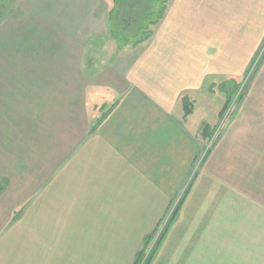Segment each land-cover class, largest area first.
Returning a JSON list of instances; mask_svg holds the SVG:
<instances>
[{
  "label": "crops",
  "instance_id": "obj_1",
  "mask_svg": "<svg viewBox=\"0 0 264 264\" xmlns=\"http://www.w3.org/2000/svg\"><path fill=\"white\" fill-rule=\"evenodd\" d=\"M109 6L12 0L0 22V264H135L181 201L150 264L230 263L264 216L263 152L249 174L237 119L213 143L210 89L247 74L264 0H168L125 54Z\"/></svg>",
  "mask_w": 264,
  "mask_h": 264
},
{
  "label": "rangeland",
  "instance_id": "obj_2",
  "mask_svg": "<svg viewBox=\"0 0 264 264\" xmlns=\"http://www.w3.org/2000/svg\"><path fill=\"white\" fill-rule=\"evenodd\" d=\"M216 81L217 84L212 85L213 87L210 89L214 90V92L211 91L209 97L210 109L213 113L211 122L213 120V123L208 131L210 134H214L213 143L216 144L233 119L237 120H235V124L232 126V133H241L242 131L249 129L252 130L250 133L245 132V135L240 134L241 138L244 137L243 142L245 143L242 152L246 156L248 163H254V166L249 164L248 170L250 174V171H252L253 168L255 169L256 165V157L250 158L251 155L253 156L250 152V148L253 147L252 144L255 143L257 145H262L263 156H258L257 160L258 163H260L258 171H260L261 176L263 177L259 182L261 181L260 184L263 187L262 197L264 199V40L259 47L253 62L249 63L247 74L240 79H216ZM200 95L201 103L205 102V96L202 98L203 95ZM241 119H243L244 122L240 123L239 120ZM244 123L246 125H244ZM226 141L227 143L229 142L228 136ZM231 141L234 142L235 139L232 138ZM211 147L212 146H210V148ZM202 159L203 158H200L199 161L201 162ZM258 197V200H260L261 196L258 195ZM262 218L263 219L260 221L257 218L258 222H255L258 223L257 232L261 236L258 235L257 232L256 234L258 236H254L252 234L253 231L249 230L248 238H242V240L240 239L241 241L239 239H233L234 243L232 246V254L230 256L231 261L227 264H264V216ZM166 221L167 220L161 223L159 230L153 234L151 250ZM249 226H251V224H249ZM258 246L263 249V252L260 251L259 253ZM142 251L143 250H141V252ZM146 251L147 249L144 251L141 259L144 260V262L147 259Z\"/></svg>",
  "mask_w": 264,
  "mask_h": 264
},
{
  "label": "trees",
  "instance_id": "obj_3",
  "mask_svg": "<svg viewBox=\"0 0 264 264\" xmlns=\"http://www.w3.org/2000/svg\"><path fill=\"white\" fill-rule=\"evenodd\" d=\"M110 3L107 14L110 38L116 52L125 54L154 34V28L163 20L168 7V0H108ZM12 0H0V22L5 18ZM3 187L0 186V192ZM182 201L175 207L164 224L162 231L150 250L145 264L154 259L167 232L174 223ZM153 235L145 240L144 249L137 253L135 264H139L144 251L151 245Z\"/></svg>",
  "mask_w": 264,
  "mask_h": 264
},
{
  "label": "built area",
  "instance_id": "obj_4",
  "mask_svg": "<svg viewBox=\"0 0 264 264\" xmlns=\"http://www.w3.org/2000/svg\"><path fill=\"white\" fill-rule=\"evenodd\" d=\"M200 162V161H199ZM198 165H199V163H197V165H196V169H197V167H198ZM175 206H177V205H175ZM175 206H174V209H175ZM173 209V210H174ZM166 223V222H165ZM151 245H152V243H151ZM151 245L147 248V251H146V258H148V256H149V253H150V250H151ZM147 260V259H146ZM146 260H145V262H144V260H141V263L140 264H145L146 263Z\"/></svg>",
  "mask_w": 264,
  "mask_h": 264
}]
</instances>
